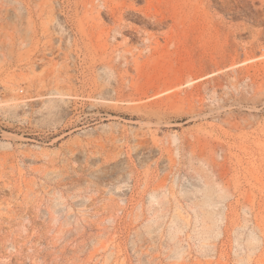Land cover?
<instances>
[{
    "label": "rangeland",
    "instance_id": "obj_1",
    "mask_svg": "<svg viewBox=\"0 0 264 264\" xmlns=\"http://www.w3.org/2000/svg\"><path fill=\"white\" fill-rule=\"evenodd\" d=\"M0 264H264V0H0Z\"/></svg>",
    "mask_w": 264,
    "mask_h": 264
},
{
    "label": "bare ground",
    "instance_id": "obj_2",
    "mask_svg": "<svg viewBox=\"0 0 264 264\" xmlns=\"http://www.w3.org/2000/svg\"><path fill=\"white\" fill-rule=\"evenodd\" d=\"M149 3V2H148ZM147 16H152V14L151 13H148V14H146ZM158 19V18H157ZM157 19H155V20H157ZM159 20V19H158ZM158 23H159V21H157Z\"/></svg>",
    "mask_w": 264,
    "mask_h": 264
}]
</instances>
